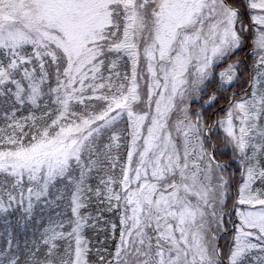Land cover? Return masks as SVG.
I'll use <instances>...</instances> for the list:
<instances>
[{
  "label": "snow or ice",
  "instance_id": "snow-or-ice-1",
  "mask_svg": "<svg viewBox=\"0 0 264 264\" xmlns=\"http://www.w3.org/2000/svg\"><path fill=\"white\" fill-rule=\"evenodd\" d=\"M0 264H264V0H0Z\"/></svg>",
  "mask_w": 264,
  "mask_h": 264
}]
</instances>
